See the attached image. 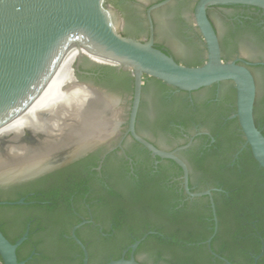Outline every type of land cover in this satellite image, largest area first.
<instances>
[{"label": "flooded vegetation", "instance_id": "obj_1", "mask_svg": "<svg viewBox=\"0 0 264 264\" xmlns=\"http://www.w3.org/2000/svg\"><path fill=\"white\" fill-rule=\"evenodd\" d=\"M128 1L135 7L142 5L145 8L149 39L148 9L164 0ZM173 1L170 0L160 8L170 5ZM233 7L240 10L233 17H229L226 12L221 11L224 8ZM160 8L152 11L155 47L179 63L185 65L203 64V62L196 64L184 62L174 54L168 45L159 44L156 41L154 12ZM211 9L227 15L232 20L234 32H238L242 27L252 25L257 34L264 38L263 8L239 3L211 6L208 14L220 39L218 28L211 18ZM123 34L140 40L130 33L123 32ZM84 59L79 57L75 61V67L81 80L113 93L108 87H104L102 82L104 80L113 82L120 70L113 68L114 72H110L102 67H89L84 64ZM233 60L246 65L254 76L256 84L254 117L258 128L264 134V95L260 97L258 90V71H264V58L250 59L241 56V53L238 52L230 61ZM88 78L93 79L92 83L87 81ZM145 78L136 119V132L157 148L175 152L186 163L191 192L206 190L211 192V196L189 195L185 190L182 167L170 158L154 155L132 137L131 133L128 132L130 111L127 117L121 116L122 107L119 98L114 107L115 111L102 123L105 125V129L110 131L109 138L129 179L150 235L154 236L151 238L160 264H228L225 259L231 263L241 264L229 260L225 256V250H223L226 243L231 240L230 236L224 233L225 230L238 229V226L234 225L235 217L237 215L244 217V213L248 212L247 205L239 198V193L233 194L236 187H224V185H230L235 180L237 169L241 167V155L244 150L248 149L244 134L235 116L236 91L234 85L233 88H227L225 86L226 81L214 83L210 85L211 93L205 99H197L193 95L196 90L201 88L188 91L170 85L169 90L157 97V102L155 101V107L152 111L153 121L167 129L174 140L172 146H162L139 129L145 103ZM182 93L188 95L181 98L179 96ZM260 113L261 117L259 116ZM234 119L236 121L232 122ZM217 140L218 144H216ZM195 178L204 183L196 184ZM256 222L257 219L255 218L251 221L254 227L252 232L254 233L257 232ZM245 224L246 222H242L240 227H245ZM247 229L249 228H245V231ZM163 232L171 235H165ZM206 234L208 236L205 238ZM263 252L264 247L259 254L260 257ZM250 254L253 253L250 252ZM259 255L255 257L253 264H257L260 257L257 261L256 258ZM218 260L223 263H218Z\"/></svg>", "mask_w": 264, "mask_h": 264}, {"label": "water", "instance_id": "obj_2", "mask_svg": "<svg viewBox=\"0 0 264 264\" xmlns=\"http://www.w3.org/2000/svg\"><path fill=\"white\" fill-rule=\"evenodd\" d=\"M48 1L74 64L79 57H83L84 64L89 67H102L110 72H114L113 68L120 70L113 82L111 80L102 82V85L108 87L113 93L82 81L101 121L104 122L111 116L120 98L121 116L127 117L130 111L128 132L154 155L170 158L182 167L184 186L189 195L211 196V192L210 190L191 192L186 163L175 152L157 148L135 130L145 76V103L139 122L142 133L162 146H172L174 140L169 131L152 119L157 97L169 90L171 85L188 91L201 88L193 95L197 99H205L211 93L210 85L226 81L227 88H233V85L235 87V116L246 144L254 159L264 167V134L258 128L254 117L255 79L246 65L237 60L230 61L238 52L241 56L250 59L264 58V38L257 34L252 25L234 32L232 20L229 17L237 15L240 10L233 7L221 10L229 17L218 10H210L211 18L219 31V39L208 14L209 8L214 5L239 3L264 9V0H174L170 5L160 8L170 1L164 0L148 9L149 39L145 8L142 5L135 7L128 0ZM157 8L160 9L154 12L156 41L159 44L168 45L184 62L195 64L203 62V64L179 63L155 47L152 11ZM123 32L130 33L140 40L126 36ZM87 81L91 82L93 79L88 78ZM258 90L262 97L264 95L263 70L258 71ZM187 95L182 93L179 97L184 98ZM260 102L262 103V100ZM259 116H262L261 113ZM108 131L109 134L110 131ZM195 182L196 184L204 183L198 178H195ZM208 241L210 244L211 238ZM259 257L260 255L256 261ZM225 261L228 264H238L226 259Z\"/></svg>", "mask_w": 264, "mask_h": 264}, {"label": "trees", "instance_id": "obj_3", "mask_svg": "<svg viewBox=\"0 0 264 264\" xmlns=\"http://www.w3.org/2000/svg\"><path fill=\"white\" fill-rule=\"evenodd\" d=\"M234 121L236 119L232 120V122ZM217 142L218 140L216 144H218ZM241 157V167L237 169L235 180L230 185H223L226 188H229L227 186L236 187L233 194L239 193V198L247 205L248 212L244 213V217L239 215H237L239 217H235L234 225L238 226V229L225 230L224 233L230 236L231 240L226 243L223 250L226 252L225 256L231 261L253 264L255 257L262 252V247H264V167L254 159L249 146ZM254 218L257 219L256 233L252 232L254 227L251 221ZM242 222H246L245 227H240ZM247 227L249 229L245 231ZM207 236L208 234L205 235V238ZM151 237L154 236L151 235ZM250 252L253 254L251 255ZM218 263L223 262L218 260ZM257 264H264V252Z\"/></svg>", "mask_w": 264, "mask_h": 264}]
</instances>
